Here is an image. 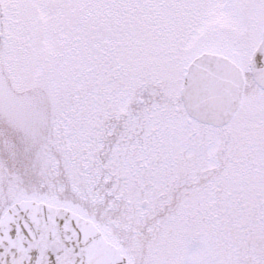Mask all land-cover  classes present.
<instances>
[{"label":"snow or ice","instance_id":"6c2138e0","mask_svg":"<svg viewBox=\"0 0 264 264\" xmlns=\"http://www.w3.org/2000/svg\"><path fill=\"white\" fill-rule=\"evenodd\" d=\"M0 264H264V0H0Z\"/></svg>","mask_w":264,"mask_h":264}]
</instances>
